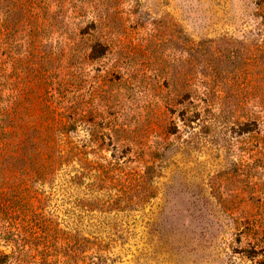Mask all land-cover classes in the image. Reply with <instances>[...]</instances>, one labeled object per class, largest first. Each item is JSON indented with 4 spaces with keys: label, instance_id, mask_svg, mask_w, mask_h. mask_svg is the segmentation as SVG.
<instances>
[{
    "label": "rangeland",
    "instance_id": "1",
    "mask_svg": "<svg viewBox=\"0 0 264 264\" xmlns=\"http://www.w3.org/2000/svg\"><path fill=\"white\" fill-rule=\"evenodd\" d=\"M0 109V264H264V0H0Z\"/></svg>",
    "mask_w": 264,
    "mask_h": 264
},
{
    "label": "trees",
    "instance_id": "2",
    "mask_svg": "<svg viewBox=\"0 0 264 264\" xmlns=\"http://www.w3.org/2000/svg\"><path fill=\"white\" fill-rule=\"evenodd\" d=\"M6 118H10V113L5 109H0V167L3 166L9 158L14 159L15 163L18 161L25 163L26 167L28 169L32 168L38 176H45L50 173L56 165L63 164L62 160L55 157H43L39 156V154L32 156L28 145L15 141L14 127L1 122ZM142 177V175L138 174L136 177L137 181H141ZM83 242L89 243L90 241L86 238H82L80 243ZM98 257L102 258V255L99 254ZM94 264H99V262H95Z\"/></svg>",
    "mask_w": 264,
    "mask_h": 264
}]
</instances>
